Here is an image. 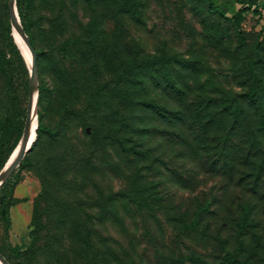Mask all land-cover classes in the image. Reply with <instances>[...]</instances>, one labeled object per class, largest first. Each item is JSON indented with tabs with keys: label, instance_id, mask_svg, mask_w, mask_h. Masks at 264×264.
<instances>
[{
	"label": "rangeland",
	"instance_id": "374dc122",
	"mask_svg": "<svg viewBox=\"0 0 264 264\" xmlns=\"http://www.w3.org/2000/svg\"><path fill=\"white\" fill-rule=\"evenodd\" d=\"M6 1L0 121L24 126L29 65ZM135 1L15 2L41 52L45 132L0 186V253L10 264H264V0Z\"/></svg>",
	"mask_w": 264,
	"mask_h": 264
},
{
	"label": "trees",
	"instance_id": "16d2710c",
	"mask_svg": "<svg viewBox=\"0 0 264 264\" xmlns=\"http://www.w3.org/2000/svg\"><path fill=\"white\" fill-rule=\"evenodd\" d=\"M24 1L25 0H15L16 5L18 6V8L20 7L21 3H23ZM207 4H208L210 9H212V10L216 9V5H214L211 1H208ZM125 5H127V4H125ZM136 6H137L136 1L135 0H130L129 5H127V9L129 7L135 8ZM249 10H253V9H251V7L249 5H246V6H243V7L239 8L236 11V13L233 15V18H232L236 26L239 25L240 22L243 20V13H245V12H247ZM221 15H222L223 18H225V16L223 14H221ZM23 27H24V30H25L26 29L25 26H23ZM28 39L30 41L31 46L35 50V55H36V59H37L41 55V52L36 49L35 43L33 41V38L28 36ZM13 48L15 49L14 45H13ZM16 54H17V56H19L17 51H16ZM4 63H6V61H4ZM168 82H169V85L173 89H175V91H177V92L181 91L180 87L175 85V81L174 80L168 78ZM254 94H255V90L251 89V87H250L249 91L245 94L246 95V99L248 101L252 102ZM147 105H149L152 108H157V109L161 108L164 113L169 114V112L165 109V106L158 107V105L153 103V102H149V103H147ZM259 106L261 107V104ZM261 114L264 115V111L261 110ZM168 119H170V118L168 117ZM22 126L23 125L21 123L19 125L18 124L15 125L13 127V125L10 124L9 122L5 123L3 121H0V169L4 166V163L6 162L7 158L10 156L12 151L15 149V147H16V145L18 143V140H19V138L21 136V133H22ZM257 127H258V129L260 131L264 132V117L260 118V120L258 121ZM12 131H14V132H12ZM41 132H45V127L41 123V118H40V116L38 114L37 127L35 129V134H36L35 137L37 138L40 135ZM12 133H13V137H12ZM35 141H36V139L33 140L31 146L35 145ZM11 252H12V254L14 256H16L18 254V248L17 247H13L11 249ZM219 264H242V263L240 261H238L232 255L228 254L224 258V261L219 263Z\"/></svg>",
	"mask_w": 264,
	"mask_h": 264
},
{
	"label": "water",
	"instance_id": "95a60500",
	"mask_svg": "<svg viewBox=\"0 0 264 264\" xmlns=\"http://www.w3.org/2000/svg\"><path fill=\"white\" fill-rule=\"evenodd\" d=\"M6 6H7V12H8V16H9V20H10V24L11 26H15L18 31L20 32V34L22 35V37H24L25 42L30 50V55H31V61H30V66H29V73H30V78H29V82H30V86H31V90H32V94L34 95V108L33 110L30 109L27 111L26 116H25V120H24V126H23V131H22V135L21 138L18 142L19 144V151L17 153L16 158L8 165L5 167V173L4 175L0 178V186L3 185V183L10 177V175L12 174V172L14 171V169L16 168V166L19 164V162L21 161V159L23 158L24 154L29 150L33 140L29 143V145H27V137H28V133H29V128L31 125V117L34 116L36 119V125H35V129L37 127V104H38V84H37V75H36V64H35V53L34 50L32 48V46L30 45L23 28L20 25L17 13H16V7H15V0H7L6 1ZM6 165V164H5ZM2 171V170H1ZM1 173V172H0ZM0 261L3 264H10L0 253Z\"/></svg>",
	"mask_w": 264,
	"mask_h": 264
},
{
	"label": "bare ground",
	"instance_id": "6f19581e",
	"mask_svg": "<svg viewBox=\"0 0 264 264\" xmlns=\"http://www.w3.org/2000/svg\"><path fill=\"white\" fill-rule=\"evenodd\" d=\"M13 29L17 32V34H15V38L17 40V42L19 43V45L21 46V49L27 59V63L30 66V61H31V55H30V50L25 42L24 37H22V35L20 34V32L18 31V29L13 26ZM34 108V95H33V101H32V105H31V110H33ZM35 125H36V119L34 116L31 117V125L29 128V133H28V137H27V145H29V143L35 138ZM19 151V144L16 146L12 156L10 157L9 161L6 163V165L3 167L1 173H0V178L4 175L5 173V167L8 166L17 156V153ZM0 264H3L0 261Z\"/></svg>",
	"mask_w": 264,
	"mask_h": 264
}]
</instances>
